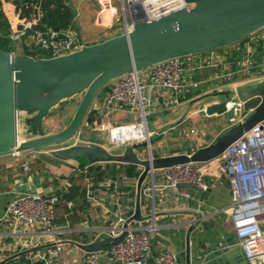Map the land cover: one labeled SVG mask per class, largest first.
<instances>
[{"label": "water", "instance_id": "1", "mask_svg": "<svg viewBox=\"0 0 264 264\" xmlns=\"http://www.w3.org/2000/svg\"><path fill=\"white\" fill-rule=\"evenodd\" d=\"M263 28L264 0H200L155 19L136 18L128 34L84 46L62 57L34 58L0 49V158L60 146L80 135L99 91L116 78L171 59L232 46ZM75 97H80V101L67 126L56 134L46 135L44 121L59 104ZM191 104L196 106L193 115L226 116L234 123L211 143L190 154L146 159L138 156V150L149 149L163 134L149 137L148 142L126 146L120 153L96 144L52 150V156L60 161L86 158L89 164L115 163L140 169L134 211L122 225L121 234L115 238L101 236L86 244L74 243L78 249L96 254L115 247L125 238L129 224L144 220L141 187L150 171L215 161L232 143L263 121L264 79L253 86L210 92L192 100ZM239 112L245 115L235 121ZM20 123L31 136L29 139L18 140ZM178 187L193 188L189 184Z\"/></svg>", "mask_w": 264, "mask_h": 264}, {"label": "crops", "instance_id": "2", "mask_svg": "<svg viewBox=\"0 0 264 264\" xmlns=\"http://www.w3.org/2000/svg\"><path fill=\"white\" fill-rule=\"evenodd\" d=\"M14 1L19 0H0V12L10 31L20 28L30 20L33 24L38 23L39 12L38 19L35 15L31 19L32 14L22 13L21 7L17 9ZM90 1L78 0L72 2L73 5H71V3H67V0H64L74 14L69 28L81 40L92 45L115 37L116 34L111 28V15L107 0H94L95 9L92 13L85 7ZM88 14L91 15V20ZM104 31H107V34H104ZM30 34L31 32H27V36L19 41L22 43V52L24 46L29 51L32 47ZM88 38L91 40L86 41L85 39ZM185 60L188 63L205 64L193 75L194 79L199 82V86L194 90L189 89L188 93L184 94L186 98H189V102H184L179 107L157 114L154 117L153 129H149L151 132H156L168 125L169 132L177 134L179 130L182 132L183 124L187 125L189 120H193L197 116L193 115L194 111L190 110L183 113L182 106L190 105L192 100L207 94L206 92L213 88L228 84H230L228 89H236L240 85H257L258 82L249 81L248 76L225 77L224 80L213 79V76L227 75L238 69L240 64L248 62L252 67L250 75L263 77L264 28L237 44L191 56ZM209 61L215 63L216 66H210ZM200 86L202 87L201 91L195 92ZM224 89L227 88L221 90ZM108 91V85L102 88L96 97L97 100L105 97ZM123 116V114H118L115 115V118ZM93 117V113L90 112L83 127L92 129L89 127V123ZM243 117L244 114L241 113L235 118V121H240ZM211 118H218V116L205 117V119ZM111 120L118 124L114 117ZM227 121V124L216 126L210 130L200 124L199 129L190 130L193 131L191 136L199 134L203 137L207 132L209 136L212 134L209 141L203 144L199 143V148L204 147L211 143L216 135L234 123L228 119ZM167 129L168 127L163 128L161 134H164ZM174 154L177 153L173 152L169 156ZM34 155L35 159L31 162L30 171L27 174L21 172L18 164L11 167L3 166L0 170V263L8 260L5 264H36L39 258L49 255L55 245L59 243L61 248L57 255L59 259L66 264H83L82 259L85 253L78 249L74 243L86 244L98 236L100 237V233L115 222L119 213V205L127 207L130 214L133 213L134 187L130 181L134 178L125 175L122 164L104 163L91 169V171L95 169L98 173L90 185L86 180L87 174L83 173L84 167L89 164L86 158L60 161L53 157L52 150L48 149L39 150ZM164 156L167 155L157 157ZM141 158L146 159L147 156ZM2 160L7 165L8 159ZM219 167L218 160L199 164L198 169L208 182V191L205 194H199L195 193L193 188L188 189L194 195L193 200H169L167 206L157 214V230L151 241V252L147 264H150L153 258L163 252L176 254L180 264H251L244 259L238 246L232 227V218L229 214L221 212V209L229 206L231 197L227 180L218 173ZM136 170L140 172L138 167ZM106 177L112 179L126 177L129 182L122 183L123 185L117 189L99 185ZM87 192L93 196V201L86 198ZM21 193L44 195L56 193L61 196V202L55 206L50 221V227L56 229L57 234L48 236L41 234L43 229L39 227L22 226L16 230V234L11 235V223L5 221L4 217L8 203ZM95 256L102 264H111L107 250L96 253ZM252 264H264V258Z\"/></svg>", "mask_w": 264, "mask_h": 264}, {"label": "built area", "instance_id": "3", "mask_svg": "<svg viewBox=\"0 0 264 264\" xmlns=\"http://www.w3.org/2000/svg\"><path fill=\"white\" fill-rule=\"evenodd\" d=\"M180 1L182 4L173 6L174 0H107L111 28L115 36L128 34L136 18L149 20L162 17L187 4L185 0ZM33 15L38 19V5L33 7L31 19ZM30 21L25 22L20 28L9 30L7 37L15 44L26 37L27 32H31L30 51L37 56L44 54L46 57L43 58L46 59L62 57L91 45L81 40L69 27L63 30L47 28L41 31L33 29L37 23L33 24ZM185 59H171L140 72L127 73L111 81L108 84L107 95L100 100L96 98L89 109L88 114L92 112L94 115L89 127L94 131L106 133L110 145L116 149L125 148L128 144L148 142L154 132L148 129L147 118L155 117L159 113L189 102V98H186L184 94L188 93L189 89L194 90L199 86V82L193 75L205 64L188 63ZM208 64L216 66L212 61ZM251 70V65L246 62L240 64L235 71L224 76H213V79L224 80L225 77L235 78L243 75L248 76L249 81L261 83L264 76L253 77L250 75ZM229 86L230 84L216 87L206 93L221 91L223 88L228 89ZM118 114L131 115L134 120L131 123L116 125L111 119ZM240 114L239 112L238 115ZM20 124L22 126L20 136L23 137L24 127L22 123ZM122 126H142V128L144 126V131L137 139L122 141L114 134V131ZM80 135L75 138L78 139ZM24 139L26 138H21V141ZM35 152L39 151L13 153L1 157L0 170L3 166L11 167L18 164L22 173H29L30 164L35 159ZM148 156L153 157L151 147L148 149ZM4 158L8 159L7 165L2 160ZM217 160L220 163L218 173L227 180L231 197L229 206L221 209V212L229 214L232 218V227L238 246L244 259L252 264L264 258V120L232 143ZM103 164H88L84 167L83 173L87 174L86 180L90 185L94 181V175L98 173L95 169L93 171L91 169ZM198 165H179L168 169L152 170L147 174L141 187V212L144 220L129 224L123 241L107 249L111 264H147L151 252V241L157 230V214L167 206L169 200L194 199V195L188 189L179 188L178 185H192L195 193L199 194H205L208 191V182L200 173ZM136 179L130 181L134 192ZM103 180L99 185L114 189L123 185L122 183L129 182L126 177L114 179L106 177ZM86 198L93 201V196L89 192ZM59 202H61V196L56 193L50 195L21 193L15 196L8 203L4 217L5 221L11 223V235L16 234V230L22 226L39 227L43 229L40 233L48 236L57 234L58 231L50 227V221L53 210ZM118 211L115 222L103 230L100 233L101 236L115 238L121 234L122 225L133 213L130 214L127 207L120 205ZM60 251V244L57 243L54 250L49 255L39 258L36 264H66L57 257ZM82 263L102 264L95 254L86 253ZM150 264H180V262L176 254L163 252L153 258Z\"/></svg>", "mask_w": 264, "mask_h": 264}, {"label": "rangeland", "instance_id": "4", "mask_svg": "<svg viewBox=\"0 0 264 264\" xmlns=\"http://www.w3.org/2000/svg\"><path fill=\"white\" fill-rule=\"evenodd\" d=\"M78 0H67V3H71V5H73L72 2H77ZM88 6L87 4L85 5V7L87 8V11H90L91 13L93 12V10L95 9V1L91 0L90 2H88ZM88 17H90L89 19L91 20V15L88 14ZM113 30V29H112ZM104 34H107V31H104ZM110 32V31H109ZM100 34V33H99ZM86 41H90L91 38L85 39ZM23 42V41H22ZM16 45V52L14 53L15 55H24L21 47H22V43L17 42L15 43ZM201 86L197 89V91L195 92H200L201 91ZM211 100V99H210ZM80 101V97H75L73 99L67 100L62 102L61 104H59V106H57L54 109L53 114L44 122L43 125V129L46 135H52V134H56L58 132H60L61 130H63L67 124L70 122L71 118H72V114L74 113V111L76 110L78 104ZM187 110L190 111H195L196 110V106L190 103L189 104H185L182 106V111L183 113L187 112ZM245 115V113H243ZM158 117V116H157ZM118 119L115 118L114 119L118 121V124H126V123H131L134 119L133 116L131 115H124L123 117H117ZM154 117H148L147 118V125H148V129H153V122H154ZM200 122V123H199ZM227 117L226 116H218V118H211V119H205L204 117H202L201 115L199 116H195V118L193 120H189V122L186 124H183L182 128V132L179 130L178 134L176 132L172 133L169 132V125L166 126L168 127L167 130H165V133L163 134V138H161V140L157 141L156 143L151 145V152H152V156L153 157H157L159 155H167L169 156V154L175 152L177 154H188L189 152H194L197 148H199V143L203 144L206 143L207 141H209V139L211 138L212 134H210V136L206 133L205 136H200L199 134L194 137H192L190 134L191 133V129L193 128H197L199 129V127H201L200 124L206 126L207 130L213 129L214 127L218 126H223V124H227ZM21 125V124H19ZM165 126L163 128H166ZM20 128L22 129V126H20ZM162 129L156 130V132H154L155 136H159L161 134V131H163ZM180 132V133H179ZM23 134V131H22ZM81 135L79 136L78 139L74 138L72 140H70L69 142L60 145V146H56V147H52V148H46V150H53V149H58V148H63V147H70L73 145H82L85 143H94V144H99L100 146L104 147L105 149H107L108 151L112 152V153H119L120 151L123 150L124 147H120V148H114L113 146L110 145L109 143V139L106 136V133H101L99 131H94L92 129H88L86 127H82L81 129ZM21 135V132H20ZM152 135V136H154ZM23 137L21 138H30L31 136H29L28 134H26V132H24V134L22 135ZM151 136V137H152ZM143 143V142H142ZM135 144V143H133ZM86 145V144H85ZM130 144H128L129 146ZM137 154L139 157H143V156H147L148 155V149H140L137 151ZM176 155V154H174ZM134 173H136L138 175L139 171H135ZM96 179V175H94V178Z\"/></svg>", "mask_w": 264, "mask_h": 264}, {"label": "trees", "instance_id": "5", "mask_svg": "<svg viewBox=\"0 0 264 264\" xmlns=\"http://www.w3.org/2000/svg\"><path fill=\"white\" fill-rule=\"evenodd\" d=\"M200 0H185L188 5H194ZM17 9H20L23 13L33 14V7L38 5V12L40 18L38 23L33 26V29L44 31L45 29L51 30H63L70 27L74 14L72 10L65 4L64 0H19L13 2ZM28 16V15H27ZM9 29L4 19L3 14L0 12V49L7 53H15L16 47L12 43L7 35ZM23 54L36 58L46 57L44 54L35 55L32 51H29L27 47H23ZM189 152L188 154H190ZM125 175L130 178H137L138 175L134 173L136 171L135 166L123 165Z\"/></svg>", "mask_w": 264, "mask_h": 264}, {"label": "bare ground", "instance_id": "6", "mask_svg": "<svg viewBox=\"0 0 264 264\" xmlns=\"http://www.w3.org/2000/svg\"><path fill=\"white\" fill-rule=\"evenodd\" d=\"M173 6H178L182 4L180 0H174ZM160 5H158L159 7ZM150 13V12H149ZM144 131V126H122V128L115 130L114 134L115 137H119L120 140L122 141H127V140H132V139H137L140 137V133ZM17 132H18V140H21L20 132L21 128L20 125L18 124L17 127Z\"/></svg>", "mask_w": 264, "mask_h": 264}]
</instances>
